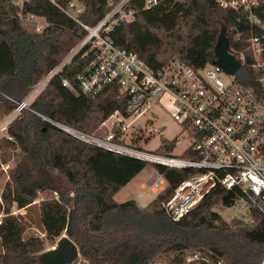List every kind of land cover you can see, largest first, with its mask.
Returning a JSON list of instances; mask_svg holds the SVG:
<instances>
[{
	"label": "trees",
	"instance_id": "1",
	"mask_svg": "<svg viewBox=\"0 0 264 264\" xmlns=\"http://www.w3.org/2000/svg\"><path fill=\"white\" fill-rule=\"evenodd\" d=\"M68 1L56 0L60 6ZM80 1L85 8L80 19L94 26L121 0ZM146 3L129 0L124 9L133 11L134 19L120 20L112 37L152 68L161 67L173 56H180L193 67L214 62L218 36L226 26L231 50L244 51L249 60L238 78L243 81L244 75H250L247 12L222 7L216 0H158L153 7ZM57 4L28 0L20 11L12 0H0V105L7 114L86 34ZM19 13L42 17L46 25L39 30ZM254 13L264 19V5ZM88 62V57L78 54L57 72L21 110L24 116L18 122L24 128L23 136L10 130L13 140L3 139L4 144L19 145L31 156L33 135L47 165L62 175L63 181H57L50 171L36 175L40 165L29 166L26 158L21 160L0 197V214L4 213L0 264H40L44 239L35 235L25 238L27 222L22 214H14L12 207L15 203L18 209L30 206L45 189L56 193L41 202L46 236L55 240L66 234L89 264H264V212L260 204L249 200L254 221L251 226L228 222L213 210L219 203L233 206L243 194L216 189L179 220L161 207L191 171L153 164L167 180L165 190L144 207L134 199H115L148 162L82 141L51 122L103 139L107 135L102 136L100 123L115 110H124L127 99L115 89L107 88L96 95L75 93L63 83L67 78L78 87L77 76ZM132 134L129 145L141 148L133 144L141 136ZM122 140L120 134L114 138L115 142ZM175 142L163 141L156 153L171 152Z\"/></svg>",
	"mask_w": 264,
	"mask_h": 264
},
{
	"label": "built area",
	"instance_id": "2",
	"mask_svg": "<svg viewBox=\"0 0 264 264\" xmlns=\"http://www.w3.org/2000/svg\"><path fill=\"white\" fill-rule=\"evenodd\" d=\"M27 1L12 0L20 11ZM49 1L57 4L56 0ZM128 1L121 0L94 26L80 19L85 10L80 0H69L65 6L57 4L85 29L86 34L62 62L63 66L51 72L47 82L76 55L82 54L89 62L77 76L78 87L67 78L63 83L75 93L96 95L107 88L115 89L127 99L124 110H115L102 122L111 129L103 139L68 126L63 130L88 143L148 163L191 171L161 205L174 220L187 215L219 188L243 194L240 200L250 205L249 200L259 203L264 212V19L254 13L264 5V0H216L222 7L248 13L250 75H244L243 81L238 77L249 61L244 51L229 49L242 63L235 74H229L214 62L193 67L180 56H173L161 67L152 68L135 52L116 43L112 37L116 25L120 20L134 19L133 11L124 9ZM157 3L158 0H147L146 6L153 7ZM19 14L27 22L39 18L34 14ZM39 27L41 30L44 26ZM240 36L238 33V38ZM226 76L230 80H226ZM47 82L38 84L19 103L17 111L28 107ZM168 105L173 107L172 117L188 140L182 157L114 141L117 135L124 136L136 125H141V119L151 121L150 113L155 107L168 111ZM167 185L164 175L158 171L148 181L154 191L161 192ZM219 264L224 263L220 261Z\"/></svg>",
	"mask_w": 264,
	"mask_h": 264
},
{
	"label": "rangeland",
	"instance_id": "3",
	"mask_svg": "<svg viewBox=\"0 0 264 264\" xmlns=\"http://www.w3.org/2000/svg\"><path fill=\"white\" fill-rule=\"evenodd\" d=\"M32 24L35 25L37 28H40L39 26L46 25V20L42 17H39L38 19L34 20ZM67 56L65 57V59H67ZM62 66L63 63H61L53 71L59 70V68H61ZM50 75L51 72L50 74L45 75L38 84L47 82ZM226 80H230V78L226 76ZM37 85H35V87ZM46 85L47 84L45 83L41 91L45 89ZM4 109H5L4 105H0V197L2 195V191L5 185L9 181H11L12 174L17 169L19 163L21 162V160H24L25 158L27 159L26 160L27 162L29 161L28 162L30 163L29 166L31 165L35 166L36 163L40 165L39 167H37L36 175L42 176L43 171L45 172L50 171L51 174H53L56 177L57 181L60 180L63 181V176L50 169V166L47 165L44 156V151L41 148V146H39L38 142L34 139L33 135L31 136L29 135L33 139L32 143H30V147L32 150L31 156H28L27 152L21 149L19 145L8 146L3 143L4 138L13 140V137L9 132L10 130H12L15 133H18L19 135L21 134L22 136L23 133L21 132V130H24V128L21 126V123L18 122L19 119H21L22 116H24L23 115L24 112L21 113V111H17V108H15L10 113L7 114L5 113ZM167 110L168 111H165L159 107H155L150 113V115L153 116L151 117L152 118L151 121H147V118L141 119L140 121L144 126L142 124L136 125L135 128L130 133L122 136L123 140L121 143L123 145H129L130 142L132 143L131 141L133 137L132 132H134V134H139L141 136V139L138 141V143H133V144H138V146H141V149H144L146 151L156 152V150L160 147L163 141L165 140L172 141L175 139L176 142L173 150L171 152L166 153V155L172 157H182L185 148L188 146V140L187 138H184L185 134H181L180 126L172 117V113L174 110L173 107H171V105H168ZM99 128L102 133V136L108 135L111 131L110 127L107 125H102V122L100 123ZM81 133L96 137L95 136L96 134L93 133L91 134L83 133V132ZM24 135L27 136V133ZM78 139L82 140L81 138ZM156 172L157 170L155 166L153 164L148 163L146 168L142 170L138 175H136L118 193L117 195L118 200L130 199L135 195H141L138 197L139 203L143 206L149 204L160 192V191H154L152 188L148 186L149 179ZM143 184L145 186H143ZM122 194H125L126 198H121ZM55 195L56 193L51 189H45L39 192L38 197L34 201V203L26 208H23L24 209L23 213L17 211L16 203L12 207V212L14 214H22L23 219L27 222L28 226H26L24 237L27 238L29 236L35 235L43 238L45 242L44 251L54 247L59 239L58 237L55 240L54 239L52 240L46 236L45 228L42 223V215H41L42 214L41 202L47 198H52ZM213 210L219 212L221 216L228 222H232L233 220H236L244 224H247L249 226L254 224L251 205L248 203H244L243 200L240 199L237 200L236 203L231 207L224 206L222 203H219L213 207ZM3 217H4V213H1L0 219H3ZM2 252L3 249L0 240V253ZM72 264H89V263L87 262L86 259H84L80 255L79 258Z\"/></svg>",
	"mask_w": 264,
	"mask_h": 264
},
{
	"label": "water",
	"instance_id": "4",
	"mask_svg": "<svg viewBox=\"0 0 264 264\" xmlns=\"http://www.w3.org/2000/svg\"><path fill=\"white\" fill-rule=\"evenodd\" d=\"M227 28L223 26L218 36L216 45L217 58L215 64L222 67L229 74H235L241 68V61L230 52L229 39L226 36ZM51 121V120H49ZM53 124L64 129L65 125L51 121ZM80 256L78 245L66 234L62 235L56 245L40 255V264H72Z\"/></svg>",
	"mask_w": 264,
	"mask_h": 264
},
{
	"label": "crops",
	"instance_id": "5",
	"mask_svg": "<svg viewBox=\"0 0 264 264\" xmlns=\"http://www.w3.org/2000/svg\"><path fill=\"white\" fill-rule=\"evenodd\" d=\"M123 188H124V187H123ZM123 188H122V189H123ZM122 189H121V190H122ZM121 190H120V191H121ZM120 191H119V192H120ZM119 192H118V193H119ZM118 193L115 195V199H116L117 201H119V202H123L124 200H125V201H126V200H129V199H121V200H118V198H117ZM139 196H141V195H135V196L131 197L130 199H134V200H136L140 206L144 207L143 205H141V204L139 203V200H138V197H139ZM121 198H126V195H125V194H122ZM147 205H148V204H147ZM16 208H17V207H16ZM17 211L20 212V213H23L24 209H23V208H22V209H18V208H17ZM2 249H3V247H2Z\"/></svg>",
	"mask_w": 264,
	"mask_h": 264
},
{
	"label": "bare ground",
	"instance_id": "6",
	"mask_svg": "<svg viewBox=\"0 0 264 264\" xmlns=\"http://www.w3.org/2000/svg\"><path fill=\"white\" fill-rule=\"evenodd\" d=\"M75 132V131H74ZM93 141H95V139H92Z\"/></svg>",
	"mask_w": 264,
	"mask_h": 264
}]
</instances>
